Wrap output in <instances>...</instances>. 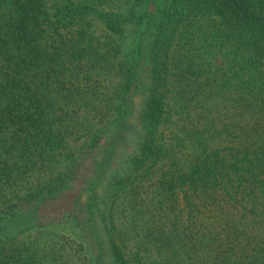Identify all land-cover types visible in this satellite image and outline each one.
<instances>
[{"label":"trees","instance_id":"obj_1","mask_svg":"<svg viewBox=\"0 0 264 264\" xmlns=\"http://www.w3.org/2000/svg\"><path fill=\"white\" fill-rule=\"evenodd\" d=\"M0 264H264V0H0Z\"/></svg>","mask_w":264,"mask_h":264},{"label":"rangeland","instance_id":"obj_2","mask_svg":"<svg viewBox=\"0 0 264 264\" xmlns=\"http://www.w3.org/2000/svg\"><path fill=\"white\" fill-rule=\"evenodd\" d=\"M157 175L158 171L154 170V172H152V174L150 175L151 180L154 181ZM29 176L32 177L31 175ZM74 184L75 186L72 190L60 196L58 199L44 203L38 211V217L44 221L60 219L62 213L64 211H68L72 207L75 196L83 186L82 180L80 178H78V180H76Z\"/></svg>","mask_w":264,"mask_h":264}]
</instances>
